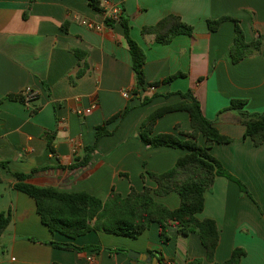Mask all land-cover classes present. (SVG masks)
I'll return each instance as SVG.
<instances>
[{"label": "crops", "instance_id": "crops-1", "mask_svg": "<svg viewBox=\"0 0 264 264\" xmlns=\"http://www.w3.org/2000/svg\"><path fill=\"white\" fill-rule=\"evenodd\" d=\"M101 7L104 14L89 0H0V213L12 216L0 237V264H133L117 250L161 258L163 264H211L196 234L184 236L168 227L170 240L163 243L157 223L137 239L101 232L76 239L53 234L41 222L35 200L14 188L13 174L20 173L32 185L87 192L103 201L113 190L123 197L132 188L154 190L156 184L149 177L144 182L142 175L169 171L187 152L146 147L139 138L141 125L159 108L179 103L177 93L188 90L204 116L232 138L229 144H214L210 153L256 201L223 176L205 193V207L197 217L218 225L215 263L225 264L235 249H243L240 264H264V143L256 147L245 137L246 127L235 112L221 113L235 99L246 100L249 112H264V0H101ZM113 7L129 18L131 37L145 51L147 83L185 76L134 95L132 57L122 25L95 31L81 24L83 19L103 23ZM172 14L194 28L192 35H178L163 45L154 35L143 34L144 27ZM225 16L239 21L247 43L261 41L260 51L238 64L231 58L234 23L223 22L215 32L208 28V20ZM27 87L37 93L31 105L10 99L23 96ZM155 92L158 96L142 105ZM168 93L172 95L165 97ZM127 105L131 111L107 126L113 134L99 141L92 162L72 168L95 144L96 127ZM190 130L189 114L180 111L161 117L154 133ZM52 134L54 153L47 140ZM198 143L205 146V137L200 135ZM155 200L171 210L180 206L177 193ZM50 242L99 250L76 253Z\"/></svg>", "mask_w": 264, "mask_h": 264}, {"label": "trees", "instance_id": "trees-1", "mask_svg": "<svg viewBox=\"0 0 264 264\" xmlns=\"http://www.w3.org/2000/svg\"><path fill=\"white\" fill-rule=\"evenodd\" d=\"M89 5L100 13H105L101 7V0H89ZM104 23L113 27L120 23L124 29L125 38L128 42L132 57V69L135 75L134 95H141L147 89L158 88L161 84L171 83L185 74L179 73L166 78L163 81L147 83L144 73L146 54L143 48L132 39L129 18L119 12L118 18L106 16ZM231 21L235 25V39L231 48V58L234 64H238L247 56L259 52L261 41L247 43L239 21L225 16L217 20H208V28L211 32L217 31L221 24ZM194 28L182 21L177 15H168L154 26H146L142 32L144 35H154L156 41L163 45L169 44L178 35H192ZM86 67V65H85ZM84 67V68H85ZM84 74V69L79 76ZM181 101L177 104L159 108L150 114L142 123L139 138L148 148L169 147L181 149L187 154L181 157L175 166L162 174H143L145 182L149 177L156 188L152 190L145 186L141 192L131 189L128 196L123 197L114 190L106 200H101L87 192H64L52 187H39L27 182L28 175L13 174L17 179L14 188L32 197L37 206V212L41 222L48 227L51 233H60L68 238L76 239L90 232H101L110 235L123 236L137 239L143 235L153 223L160 226V238L163 243L170 240L168 227H176L179 234L188 236L196 234L206 250L207 260L215 263V253L219 246L220 232L216 221L212 219L200 220L197 214L205 207V193L209 191L217 176H223L237 183L241 194H250L247 186L224 168L210 150L214 144H229L232 138L223 135L216 127V121L207 119L202 111L201 103L192 90L177 93ZM168 93L165 97H170ZM158 94L155 92L151 97H145L142 105L150 103ZM25 101L23 96L12 97ZM246 100H232L231 104L222 112H235L241 123L246 127L245 137L250 138L258 147L264 143V112H249L245 109ZM131 111V106L108 119L103 125L96 127L95 144L86 148V154L78 159L72 168L89 165L93 160V154L97 149L99 141L103 137L111 136L113 132L107 126L117 120L122 121ZM187 112L190 117L191 130L175 134H155L154 129L157 121L173 112ZM34 113V112H33ZM206 139L205 146L198 143L199 136ZM48 147L54 153L53 134L47 135ZM7 165V162L2 163ZM177 193L180 197V206L171 210L164 204L158 203L155 197H166ZM11 212L0 213V237L4 234L11 222ZM37 241L36 239H31ZM55 248L84 253L95 246L78 247L69 243L50 242ZM123 250H117V253ZM128 252L126 251L125 254ZM246 253L243 249H235L232 256L225 264H240ZM162 262L163 260L159 258ZM190 264H203L201 260H194Z\"/></svg>", "mask_w": 264, "mask_h": 264}, {"label": "built area", "instance_id": "built-area-1", "mask_svg": "<svg viewBox=\"0 0 264 264\" xmlns=\"http://www.w3.org/2000/svg\"><path fill=\"white\" fill-rule=\"evenodd\" d=\"M119 12H120L119 8L113 7L110 9V12L107 15H105V17L110 16V17L118 18ZM81 24L84 27L95 31H101L106 26L104 22L96 23L86 19L81 20ZM125 95L127 96L128 93H125ZM23 97L25 100L24 102L27 103L28 105H31L32 101L37 98V93L31 87H27L23 91ZM90 261H92V259Z\"/></svg>", "mask_w": 264, "mask_h": 264}, {"label": "water", "instance_id": "water-1", "mask_svg": "<svg viewBox=\"0 0 264 264\" xmlns=\"http://www.w3.org/2000/svg\"><path fill=\"white\" fill-rule=\"evenodd\" d=\"M129 258L132 260V263L135 264L136 261H146L148 264H163L157 258H152L151 256L141 254L139 252L130 251L128 254Z\"/></svg>", "mask_w": 264, "mask_h": 264}, {"label": "rangeland", "instance_id": "rangeland-1", "mask_svg": "<svg viewBox=\"0 0 264 264\" xmlns=\"http://www.w3.org/2000/svg\"><path fill=\"white\" fill-rule=\"evenodd\" d=\"M251 200H253L254 202H256L255 199H254V197L251 198ZM130 251H132V250H129L127 254H125V251H123V252H121V253H124L125 255H128Z\"/></svg>", "mask_w": 264, "mask_h": 264}]
</instances>
